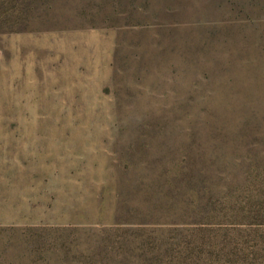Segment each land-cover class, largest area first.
I'll return each mask as SVG.
<instances>
[{
  "label": "rangeland",
  "instance_id": "obj_1",
  "mask_svg": "<svg viewBox=\"0 0 264 264\" xmlns=\"http://www.w3.org/2000/svg\"><path fill=\"white\" fill-rule=\"evenodd\" d=\"M0 264H264V0H0Z\"/></svg>",
  "mask_w": 264,
  "mask_h": 264
}]
</instances>
